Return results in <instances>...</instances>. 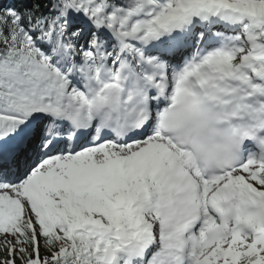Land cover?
I'll list each match as a JSON object with an SVG mask.
<instances>
[{
	"label": "snow or ice",
	"instance_id": "snow-or-ice-1",
	"mask_svg": "<svg viewBox=\"0 0 264 264\" xmlns=\"http://www.w3.org/2000/svg\"><path fill=\"white\" fill-rule=\"evenodd\" d=\"M0 264H264V0H0Z\"/></svg>",
	"mask_w": 264,
	"mask_h": 264
}]
</instances>
